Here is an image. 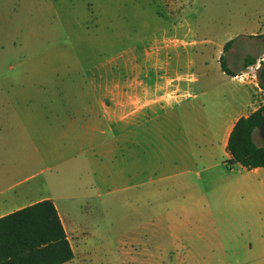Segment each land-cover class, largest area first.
Returning a JSON list of instances; mask_svg holds the SVG:
<instances>
[{
    "label": "rangeland",
    "instance_id": "obj_1",
    "mask_svg": "<svg viewBox=\"0 0 264 264\" xmlns=\"http://www.w3.org/2000/svg\"><path fill=\"white\" fill-rule=\"evenodd\" d=\"M241 22L263 30L264 0H0L4 210L51 199L75 251L72 264H119L131 253L140 262L153 246L167 255L154 264H177L173 243L185 234L177 217L188 210L201 228L184 235L196 247L193 256L219 264L215 246L223 235L206 229L226 227L229 218L218 215L221 205L205 195L213 176L225 178L227 162L207 170L195 155L186 157L182 145L184 134H200L219 156L223 131L264 104L252 70L244 68L233 80L214 57ZM260 44L243 38L232 48L242 56ZM167 45L161 53L166 69L194 77V97L162 105L141 123L117 122L113 97L120 87L128 96L135 67H145V58ZM121 130L130 131L123 137ZM135 135L138 143H130ZM253 141L263 145L257 130ZM186 168L190 172L182 175ZM238 170L233 164L232 174ZM188 192L204 196L185 202ZM151 221L159 228L150 241Z\"/></svg>",
    "mask_w": 264,
    "mask_h": 264
},
{
    "label": "crops",
    "instance_id": "obj_2",
    "mask_svg": "<svg viewBox=\"0 0 264 264\" xmlns=\"http://www.w3.org/2000/svg\"><path fill=\"white\" fill-rule=\"evenodd\" d=\"M239 26L243 28L238 30L237 33L230 38L229 41H231V48L229 51L226 54H223L225 52H223L222 48V50H219L214 56L218 63L221 56L224 58L223 60L226 69L235 76L231 77L222 72L219 63L220 72L225 77H229L233 80H237V77L239 76L238 74L243 73L244 60L247 56L255 58L256 62L254 65L246 67L245 69H255L259 64L264 62V29L262 30V28L258 27L256 30H253L254 28L250 30V28H244L246 27V24L242 22ZM251 27H254V25L252 24ZM243 38L257 39L261 42V44L257 45L258 48L254 50L252 54H242V56H239L237 50H234L232 46L234 42H240ZM169 48L170 45L162 48H155L150 53V56L145 58V67H139V69L138 66L135 67L136 76L134 79L131 78L127 88L128 96L125 98L122 94L123 88L119 86L120 89L117 92V96L113 97L115 106L113 117L117 122L125 123L126 125L128 122L132 123V125H134L133 123H141L144 118L154 114L162 105L169 107L173 105H180V103L194 97V95H190L189 91L192 84L195 83V78L192 76L187 78L186 76H181L180 74L177 75V69H174L171 72L166 69V65L163 63L165 58H161V53L165 52V50H168ZM144 73L146 74L145 78H143ZM167 73L171 78L164 79L162 78L163 76H156L157 74L163 75ZM151 75L156 77L157 82L155 81L150 85L147 81L151 80ZM140 77L143 78L142 81ZM238 81L244 83L245 86L251 87L250 81L244 82L242 79ZM254 92L256 93V91ZM125 106L128 107L126 111L123 110V108L125 109ZM257 108H253L251 112L255 111ZM251 112L237 116L227 132L223 131L221 135V153L219 156L216 154V151L213 149L210 141H207L206 143L201 142L200 139H205V136L201 137L200 134H197V136L193 135L191 137H194L196 140H190L191 137H185L184 134L183 138L182 151L185 156L187 157V154H190L191 157L195 155L199 161L205 163L204 167L207 170L215 169L227 162L225 165L227 168L225 178L218 179V177L216 178L213 176L211 182L213 188H211L208 194L205 195L215 198L219 202V205H221L217 210L218 215H223L226 219L229 218L228 225L226 227L216 226L206 229L211 231L209 233L223 235L222 238L224 241L221 242L218 240V245L217 247L215 246V249L221 254V257L216 259L219 264H264V170L261 167L248 170L239 164L234 163L239 166V170L236 174H232L233 164L229 162L230 155L226 151L227 139L234 123L238 118L247 117ZM129 131L130 130H121L119 136L124 137ZM135 136L136 137L130 136V143H138V137L137 135ZM189 172L190 170L186 168L180 173L185 175ZM196 173L198 175V172ZM181 185L184 187L185 182H182ZM218 191H220V193H217ZM203 196V194L196 196L194 192H188L182 197V200L185 202L193 201L198 203L199 199ZM44 199L49 198H42L29 203H23L15 208H9V210H4V207L7 205H2V203L6 201L2 200L0 201V217ZM55 208L57 210L56 206ZM57 213L72 249L74 259L76 255L66 232L65 223L58 210ZM177 220L183 223L182 227L185 234H191L201 229L199 228L200 226L192 224V222L196 221L191 220V215L188 210L184 211L183 216L181 215L177 217ZM157 228L159 227L155 226L151 221L149 228L146 229V231L150 232V241L153 239L155 232H157ZM165 228L169 231V233L173 230V228L169 225L165 226ZM184 235L178 236L173 243L176 252L174 254V256L176 255V263L189 264L194 262L201 264L205 262L206 258L199 259L193 256V252H196V247L194 248L192 240ZM147 239H145V241H147ZM129 246L132 248V244L130 242ZM133 251L134 253L136 252L135 249H133ZM146 251V260L139 262V260L133 257L131 253L128 258H124L119 261V264H138V262L140 264H154L155 260L162 259L164 256L167 257L166 250L161 247L153 246L151 248H147ZM73 259L64 264H72Z\"/></svg>",
    "mask_w": 264,
    "mask_h": 264
},
{
    "label": "trees",
    "instance_id": "obj_3",
    "mask_svg": "<svg viewBox=\"0 0 264 264\" xmlns=\"http://www.w3.org/2000/svg\"><path fill=\"white\" fill-rule=\"evenodd\" d=\"M230 44L231 41L225 43L223 52ZM223 59H219L222 72L234 77ZM255 62V58L247 56L244 68ZM263 120L264 104L234 123L226 144L231 164L264 170V145L257 147L253 141V132ZM72 259V249L51 200L44 199L0 217V264H64Z\"/></svg>",
    "mask_w": 264,
    "mask_h": 264
},
{
    "label": "water",
    "instance_id": "obj_4",
    "mask_svg": "<svg viewBox=\"0 0 264 264\" xmlns=\"http://www.w3.org/2000/svg\"><path fill=\"white\" fill-rule=\"evenodd\" d=\"M264 71V62L259 64L255 70H254V78L259 84L260 87L264 89V74H262ZM260 135L262 139L264 140V120L262 121L260 127H259Z\"/></svg>",
    "mask_w": 264,
    "mask_h": 264
},
{
    "label": "flooded vegetation",
    "instance_id": "obj_5",
    "mask_svg": "<svg viewBox=\"0 0 264 264\" xmlns=\"http://www.w3.org/2000/svg\"><path fill=\"white\" fill-rule=\"evenodd\" d=\"M262 74H264V71H263ZM257 133H258V136L260 137V140L262 141V144L264 145V140L262 139V137H261V135H260V131H259V129L257 130ZM263 145H262V146H263Z\"/></svg>",
    "mask_w": 264,
    "mask_h": 264
},
{
    "label": "built area",
    "instance_id": "obj_6",
    "mask_svg": "<svg viewBox=\"0 0 264 264\" xmlns=\"http://www.w3.org/2000/svg\"><path fill=\"white\" fill-rule=\"evenodd\" d=\"M254 70H255V69H252V71H251V74H252L251 77H252V78H254ZM254 79H255V78H254Z\"/></svg>",
    "mask_w": 264,
    "mask_h": 264
}]
</instances>
